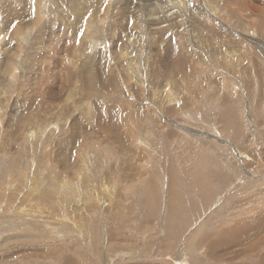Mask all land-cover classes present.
<instances>
[{"label": "rangeland", "instance_id": "obj_1", "mask_svg": "<svg viewBox=\"0 0 264 264\" xmlns=\"http://www.w3.org/2000/svg\"><path fill=\"white\" fill-rule=\"evenodd\" d=\"M263 195L264 0H0V264H261Z\"/></svg>", "mask_w": 264, "mask_h": 264}, {"label": "bare ground", "instance_id": "obj_2", "mask_svg": "<svg viewBox=\"0 0 264 264\" xmlns=\"http://www.w3.org/2000/svg\"><path fill=\"white\" fill-rule=\"evenodd\" d=\"M95 49V52L97 51V49H99V47L95 46L94 47ZM99 53V52H98ZM132 63H133V60H132ZM131 63V65H132ZM88 75H89V72H87ZM150 88L149 89H153L151 86H149ZM239 158H245L247 159L246 156H244L243 154H241L240 152V157ZM245 159L242 161L243 164L245 165H248V160L245 161ZM149 184V183H148ZM150 185V184H149ZM204 187V186H203ZM157 198V197H156ZM264 202V201H263ZM154 204V203H153ZM156 207V206H154ZM257 209V214L259 215L258 217L257 216H252L251 212H247L246 215H245V218H248L250 220H253L254 221V224L258 223V231H256V229H248V228H244L242 227L241 225H237V223L235 222L233 226H236L237 229L234 230V232L232 233V236L229 237L230 238V243H229V246H230V250H231V259H241L244 255H248L249 252H250V248L252 247V240L256 237L257 235V232H258V237L262 236L264 237V209L263 210H260L259 207L256 208ZM255 210V209H254ZM253 210V211H254ZM153 212V211H152ZM154 216V215H153ZM176 216V215H175ZM169 217V216H168ZM173 218V217H172ZM246 222V221H245ZM247 223V222H246ZM161 224V223H160ZM246 226V225H245ZM256 226V225H255ZM247 227V226H246ZM263 227V228H262ZM262 230H263V233H262ZM169 229H167V238H166V242L169 241L168 237L171 236V239H172V235L170 234L171 232H168ZM22 235V234H21ZM30 236V235H29ZM166 236V234L164 235ZM252 236V237H251ZM25 238V237H24ZM165 239V237H164ZM264 239V238H263ZM37 241V239H36ZM224 241V240H223ZM257 241L260 242V240L257 238ZM262 242V241H261ZM253 243V242H252ZM218 244L219 243H215L213 244V248L217 249L218 248ZM163 246V245H162ZM255 247V246H254ZM208 249V248H207ZM2 250V249H1ZM237 250V251H236ZM210 251V250H209ZM228 251V250H227ZM3 253V252H2ZM5 255V254H4ZM230 256V254H229ZM170 257V256H169ZM208 257V256H207ZM228 259V258H227ZM181 260V259H180ZM186 260V259H185ZM182 261V260H181ZM243 261V260H242ZM186 262V261H184ZM239 262V260H238ZM56 263V262H54ZM181 263V262H180ZM241 263V262H240ZM261 264H264V256L262 257L261 261H260ZM184 264V263H183ZM237 264V262L235 263Z\"/></svg>", "mask_w": 264, "mask_h": 264}, {"label": "crops", "instance_id": "obj_3", "mask_svg": "<svg viewBox=\"0 0 264 264\" xmlns=\"http://www.w3.org/2000/svg\"><path fill=\"white\" fill-rule=\"evenodd\" d=\"M239 157H240V155L238 154V158H239ZM240 159H241V158H239V160H240ZM242 161H243V160H242ZM242 161H240V162L243 164ZM243 165H245V164H243ZM172 198H173V197H172ZM172 198H171V199H172ZM262 200L264 201V195L262 196ZM262 200H261V202H260L259 204H257L256 208L260 206V204L263 202ZM206 202H209V201L206 200ZM202 203H203V202H202ZM203 205H204V203H203ZM170 212H171V211H170ZM246 213H247V212H245V215H246ZM245 215H240L237 219H239L240 217H241V218H245ZM166 219H167V218H166ZM237 219L232 218V221L234 222V221L237 220ZM163 221H164V220H163ZM167 222H168V223H167ZM167 222L165 223V226H164V224H163V222H162V225H163L164 227H168V226L171 227L172 219L169 218V220H168Z\"/></svg>", "mask_w": 264, "mask_h": 264}]
</instances>
